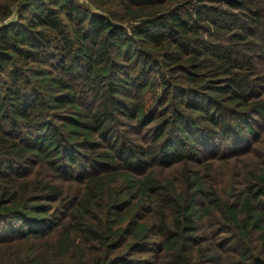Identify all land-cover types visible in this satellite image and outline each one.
<instances>
[{"label": "trees", "instance_id": "1", "mask_svg": "<svg viewBox=\"0 0 264 264\" xmlns=\"http://www.w3.org/2000/svg\"><path fill=\"white\" fill-rule=\"evenodd\" d=\"M86 1L0 0V264H264V0Z\"/></svg>", "mask_w": 264, "mask_h": 264}, {"label": "rangeland", "instance_id": "2", "mask_svg": "<svg viewBox=\"0 0 264 264\" xmlns=\"http://www.w3.org/2000/svg\"><path fill=\"white\" fill-rule=\"evenodd\" d=\"M79 3L82 6L88 5L86 0H79ZM117 12L119 14H122L120 10H117ZM14 19H15V15H13L10 20H14ZM228 193H230V190H228ZM205 221H210V220L206 219ZM201 235H202V238H204L205 240L207 239L208 241L211 242L210 245L214 249H218L220 256L225 260V264H230V261L233 262L234 258L231 252L232 247H233L231 244L232 237L230 236V234L226 233V229H224L223 227L213 228L212 221H211L210 225L204 224L202 226Z\"/></svg>", "mask_w": 264, "mask_h": 264}]
</instances>
